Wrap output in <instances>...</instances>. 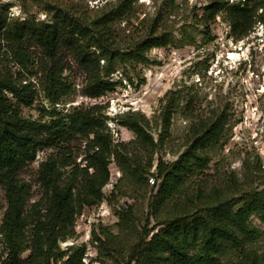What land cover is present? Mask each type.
I'll use <instances>...</instances> for the list:
<instances>
[{"label": "rangeland", "instance_id": "obj_1", "mask_svg": "<svg viewBox=\"0 0 264 264\" xmlns=\"http://www.w3.org/2000/svg\"><path fill=\"white\" fill-rule=\"evenodd\" d=\"M123 1L0 0V11L11 24L46 23L58 11L89 24L122 6ZM208 4L209 0H133L122 8V13L107 25L106 37L115 49L133 51L136 43L149 37L165 45L141 50L135 59L125 62L113 60L105 79L117 86L96 99L82 95L85 74L66 57L63 75L72 91L51 104L39 80L44 62L39 49L22 44L26 55L20 56L7 50L1 41L0 70L33 94L29 106L7 94L20 116L45 121L50 119L49 114H64L74 107H101L94 110L104 120L103 135L111 144L109 178L101 189L103 198L98 204L83 207L74 222V235L59 242L61 250L83 247L84 263L124 264L126 251L116 255L108 243L105 250L100 249L98 240L105 241V234L119 235L118 243L127 247L141 233L149 232V238L160 227L158 224L170 217L171 202L162 204L156 196L158 161L174 162L211 124L218 125L216 137L199 150L205 163L185 177L182 192L175 199L185 203V194L194 196L197 191L216 192L219 198L232 200L246 192L264 193V24L256 20L246 35L237 38L222 13L214 19L204 17ZM126 118L140 126L143 138H137L124 125ZM85 143L86 139L76 137L67 145L43 147L33 161L18 170L17 178L29 192L24 212L36 210L40 219L45 215L48 193L38 181L40 163L48 157L69 162L61 168L60 180H65L75 164L84 166L81 159ZM134 161L138 164L133 165ZM134 169L139 172L137 176ZM36 203L39 205L33 208ZM196 206L200 204L194 203ZM5 208L0 185V224ZM124 216L128 219H122ZM251 221L262 230L256 244L262 248L264 225L255 217ZM32 232L28 225L27 243ZM6 252L0 240V262ZM27 255L28 250L21 257Z\"/></svg>", "mask_w": 264, "mask_h": 264}, {"label": "trees", "instance_id": "obj_2", "mask_svg": "<svg viewBox=\"0 0 264 264\" xmlns=\"http://www.w3.org/2000/svg\"><path fill=\"white\" fill-rule=\"evenodd\" d=\"M131 1L124 0L122 6L89 24L59 11L46 23L11 24L0 11V49L1 41L7 50L20 56L26 55L22 44L39 49L44 58L39 80L44 97L51 104L72 91L63 75L66 57L72 58L85 74L82 95L94 99L102 97L117 86L116 82L105 79L113 60L125 62L135 59L141 50L165 45V42H157L158 38L149 37L136 43L133 51L113 47L106 37L107 25ZM219 13L223 14L232 34L240 38L256 20L264 24V0H209L204 17L214 19ZM16 83L10 74L0 70V185L6 200L0 240L7 250L0 264H91L92 260L82 261L83 247L69 246L61 250L59 242L74 235V222L82 208L98 204L103 198L101 189L109 178L111 144L103 135L104 120L94 110L101 107H74L64 114H49L50 119L45 121L26 119L12 107L7 94L25 106L32 104L33 94ZM126 120L124 125L137 138H143L140 126L132 119ZM217 127L216 123L208 126L171 164L158 161L155 180L159 179L160 183L156 196L162 204L171 202V215L158 224L156 232L149 238V232L139 234L127 247L118 243L119 235L105 234L106 240L99 239L98 248L105 250L104 244L108 243L116 255L121 256L126 251L124 264H264V247H256L262 230L251 221V217H255L264 225L263 191L246 192L236 200L219 198L216 192L203 194L199 191L194 196L185 194V203L175 199L182 192L185 177L195 166L205 163L199 150L205 149L216 137ZM76 137L86 139L81 159L84 166L80 167L81 162L75 164L70 176L60 180L62 165H69V162L51 157L41 162L38 181L48 193L45 215L40 219L39 215L36 217V210L29 214L24 212L29 192L28 186L17 178L18 170L33 161L39 149L67 145ZM149 141L152 144L151 138ZM121 170L125 172L124 167ZM132 172L136 176L139 173L136 169ZM197 202L200 206L194 207ZM28 225L33 232L27 243L25 229ZM26 250L28 255L22 258Z\"/></svg>", "mask_w": 264, "mask_h": 264}]
</instances>
